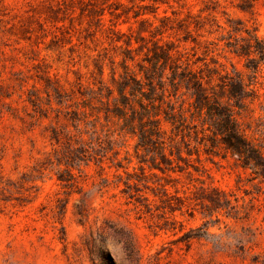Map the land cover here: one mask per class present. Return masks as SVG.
<instances>
[{"label":"rangeland","instance_id":"rangeland-1","mask_svg":"<svg viewBox=\"0 0 264 264\" xmlns=\"http://www.w3.org/2000/svg\"><path fill=\"white\" fill-rule=\"evenodd\" d=\"M83 3L0 0V264H93L90 234L111 223L132 233L138 264H264V180L231 155L201 153L198 171H156L184 204L169 211L144 189L146 210L123 192L126 172L139 171L134 137L115 134L118 154L107 150L101 162L68 160L54 138L74 131L60 96L76 100L101 77L98 64L104 80L111 66L121 70L127 44L113 39L128 36L131 48L153 39L172 45L203 75L212 69L213 84L238 74L256 89L237 116L264 150V60L227 45L246 47L250 34L264 41V0H96L101 23L80 14ZM139 35L146 38L136 42ZM145 51L132 50L128 62L137 68ZM67 170L72 183L58 178ZM214 187L227 193L231 212L210 203ZM104 248L117 264H136L111 234Z\"/></svg>","mask_w":264,"mask_h":264},{"label":"trees","instance_id":"trees-1","mask_svg":"<svg viewBox=\"0 0 264 264\" xmlns=\"http://www.w3.org/2000/svg\"><path fill=\"white\" fill-rule=\"evenodd\" d=\"M87 1L80 6V14L101 23L104 8L96 0ZM109 13L113 17L122 14L112 10ZM139 14L135 11L133 17L137 18ZM139 21L143 25L148 19ZM145 38L142 35L134 37L136 42ZM113 40H123L127 44L119 63L121 70L111 66L109 77L104 80L103 65L98 64L99 79L80 90L76 100L65 94L58 101L65 107L63 115L74 129L54 137L57 142L62 141L68 160L73 162L89 157L101 162L107 150H113L112 155L116 157L118 150L113 149L116 141L113 136L134 137L139 171L134 168L126 172L122 179L123 192L146 210L151 209V202L144 189L157 196L169 211L184 204V198L176 194L178 190L175 189L174 194L169 192L166 188L168 181L161 182L156 171L181 172L189 168L198 171L201 153H221L222 157L229 154L240 166L249 167L255 177L264 180L263 146L246 135L237 116L247 101L257 96L256 89L244 83L238 74L226 73L213 84L212 69H208V75H203L192 67L187 54L178 49L173 51L172 45L162 44L158 39H153L150 45L139 43L137 48L130 47L132 41L128 36ZM227 45H232L230 51L238 55L257 54V61L264 60V41L255 34H250L246 47L230 42ZM138 48H146V51L143 61L134 68L128 60H134L132 50ZM114 164L123 166L117 158ZM152 177L155 180L149 184ZM58 178L68 183L74 180L69 170L66 176ZM213 190L217 196L208 199L210 203L231 212L233 205L227 193L215 187ZM108 234L121 243L125 258L138 264L132 233L115 223L100 226L90 234L88 246L92 263L117 264L104 250Z\"/></svg>","mask_w":264,"mask_h":264}]
</instances>
